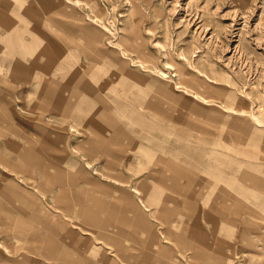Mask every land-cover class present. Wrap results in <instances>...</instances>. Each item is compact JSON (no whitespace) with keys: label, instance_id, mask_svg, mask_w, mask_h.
<instances>
[{"label":"rangeland","instance_id":"rangeland-1","mask_svg":"<svg viewBox=\"0 0 264 264\" xmlns=\"http://www.w3.org/2000/svg\"><path fill=\"white\" fill-rule=\"evenodd\" d=\"M0 7L24 29L19 41L34 40L37 51L21 44L14 56L15 39L1 30L8 38L5 44L0 41V109L6 112V118L0 114V264H226L228 245L216 247L211 228L224 241L230 220L221 216L214 225L208 222L200 202L199 210L193 209V193L204 185L197 172L209 171L200 161L212 151L234 161L264 162V0H0ZM72 10L82 15L84 24L104 29L100 47L106 54L116 50L113 56L129 61L132 73L168 89L163 96L154 95L152 86L138 84L153 99L164 100L157 111L140 108L154 120L149 127L130 117L128 106H138L135 75L95 71L83 77L71 73L70 66V83L64 81L63 69H57L59 63L53 65L39 51L57 36L75 43L69 47L90 65L83 51L85 28L77 33L71 29L74 18L67 11ZM45 19L51 21L40 25ZM55 20L60 23L54 25ZM135 23L139 26L134 32ZM133 41L142 47L143 63L131 58L134 54L127 48ZM33 57L38 66L31 63ZM24 60L30 63L28 69L37 71L36 80L43 81L40 93L31 91L37 82L32 72L14 66ZM83 82L89 86L81 88ZM55 87L65 105L53 104ZM230 93L239 100L229 99ZM56 107L64 113H56ZM10 113L14 121L7 118ZM226 113L238 122L225 124ZM151 140L161 143L164 152L151 146ZM29 144L35 146L37 161L22 155ZM235 166L233 173L244 179L235 189L239 200L255 186L264 193V180L244 164L235 161L231 168ZM80 173L90 181L81 177L77 184L67 183L73 188L67 192V206L59 199L57 181ZM110 174L125 177L126 185L133 186L134 201L157 227L156 238L143 230L141 212L127 205L119 191L96 188L117 186ZM197 177L201 184L194 182ZM146 185L163 196L143 200L139 192ZM74 188L84 193L79 196ZM228 193L226 186L223 195ZM205 199H210L208 190ZM155 202L171 208L166 224L151 208ZM18 232L21 236L14 238ZM27 234L34 236L28 239ZM55 243L59 251L54 254L50 245ZM257 247L236 255L232 264L264 259Z\"/></svg>","mask_w":264,"mask_h":264},{"label":"bare ground","instance_id":"bare-ground-1","mask_svg":"<svg viewBox=\"0 0 264 264\" xmlns=\"http://www.w3.org/2000/svg\"><path fill=\"white\" fill-rule=\"evenodd\" d=\"M248 7H250V5ZM67 14H69L70 17L74 18L73 22H71L72 30H74L77 33V31L79 32V30L82 31L81 27L85 28L84 34L86 35L85 36L86 42L84 44L86 45V50H83V51H85L84 56L88 59L90 65L85 66V64L82 63V60L77 50L75 48L69 47L71 45L75 46V43L72 44L65 39L58 38L57 36H56V40L52 39L48 46L46 45L42 46V44L38 43L39 47L42 46L39 49V51L41 52V54H45V56L48 58V61L50 60V63L52 62L53 65H56L59 63V66L57 67V69H63L62 75H63L64 81L69 80L68 76L70 75L69 74L70 66L71 68L73 67L72 69L73 72L71 73L79 72V73H82L83 77L85 76L91 77L92 75L90 72H94V73L97 72L101 74H103L104 72H117V73L121 72L122 74L132 73L130 65H129L130 64L129 61H126L119 56L117 57L113 56V54L116 53V50H113V54L109 55V54H106V51L100 47L101 44L105 43V36L107 34L104 31V29L99 28L97 26H93L92 24H89V25L84 24L81 20L82 15H79L74 10H72L71 13L70 11H67ZM50 21H51L50 19L40 20V25L42 24L45 25L47 22H50ZM58 23L60 22H58V20H55L54 25ZM138 26L139 24L137 23L134 24V29H133L134 32L138 29ZM2 29L7 30L8 34H10V37L15 39V43L12 46L14 49L11 51V53H13L14 56H16V54L17 55L20 54L21 44L24 46L29 44L27 46H30L31 51L33 52L35 50V52H37L36 47L34 45L35 44L34 40L27 41V42L19 41L21 37V32L24 29H22L21 27H18V22L14 18L9 16L6 12H4L3 9L0 7V41L2 44H5L8 37L6 34L2 33L1 31ZM11 34H14V35H11ZM70 37L73 38L74 35L70 33ZM135 39L136 37L134 38V40ZM133 42L134 43L130 44L129 47L127 48L128 50H131L134 54V56H132L131 58L137 59L141 63H143L145 59L143 57L144 54L142 53V47L138 42H135V41ZM24 52H26V50H24ZM106 57H109L110 60L106 61V59H104ZM32 59L33 60L31 63L37 65V58L33 57ZM67 63L69 65H67ZM107 63H109L112 66L110 68H107L106 67ZM29 64H30L29 61L24 60L22 62H15L14 66L16 65L18 67H21V69L23 70L31 71L32 72L31 77L33 78V80L38 79V75L36 76L37 71L34 70L33 72V69H28ZM65 64L67 66H65ZM39 67L41 68L42 66H39ZM179 68L181 70L183 69V67L181 66ZM184 69L185 71L182 70V72L186 73L187 69L185 67ZM132 75H135L136 81H138L135 85V88L138 91L137 94L135 93L136 94L135 99L138 102V106H133V105L128 106V108L131 111L130 117L132 119H137L141 123L151 125L154 120L152 118L146 117L145 113H143L140 108H150L154 111H157L159 107L162 108L164 106V104L161 103L164 100L162 99L158 101L157 99H153L152 92H150L149 90H146L143 87H140L138 84L143 83L145 85L147 84L149 86H152L153 89L155 90V92L153 91L154 95L163 96V94L168 93V89L165 88L166 86L164 87L162 85L155 84L153 81H151L147 77L142 76L140 74L132 73ZM83 79L84 78L80 79L81 82ZM51 82L53 81L51 80ZM69 82L71 83L73 82V80H69ZM42 84H43V81H37L35 83L36 87L34 86V88H32L31 91L35 89V90H38L40 93L41 89L44 87ZM57 85L59 88L60 86L62 87L64 84L59 83ZM88 86L89 85L86 82L81 83V88L82 87L87 88ZM58 88H56V90L51 92L53 95L57 97V99L55 100L53 104L56 106L57 104H60V103L65 105V102H64L65 98L63 94L60 93L61 91L58 90ZM45 91H48V89H46ZM229 99L239 100L233 93L229 94ZM2 108L5 109V107H2ZM2 108L0 109V114L3 115V118H6V112ZM78 112L79 113L77 115H79L82 111L78 110ZM94 112L91 111L90 113H94ZM56 113H64L63 108H57ZM226 115L229 117L224 122L225 124L233 125L234 123L238 122L236 117L233 114L226 113ZM7 118L9 120L14 121L13 119L14 117L12 116L11 113L7 116ZM262 122L264 123V119L262 120ZM149 142L151 143L150 145L153 147L155 144L156 149L160 153L164 152L165 147L161 143L154 142L153 140ZM215 143L218 144L219 141H215ZM34 147L35 146L32 147L29 144L25 148L26 151L23 149V151H25L24 153H22L21 151L23 157L28 158L30 162H34L35 160L36 161L38 160V158H33V157H36L32 152V151L36 152ZM234 159L237 163L244 164L246 166V170L254 174L257 178L264 180V162L256 164V163H251V162L248 163L246 162V160L240 157H235ZM160 161H162V159H160L159 162ZM235 161L227 154L216 151V150L212 151V153L210 154L209 157H207L206 160L202 158L200 163L204 165L205 167H207L209 171L206 172L205 170L200 169L197 172V174L198 176L201 175L202 183L204 184L203 186L206 189H204V187L202 186L199 190L193 193V195L196 196V198L194 197L196 200L193 203V206H192L193 209H195V211H196V208L197 210H199L198 207L200 204L201 209L203 211L202 213L204 214L203 216L204 218L205 217L208 218V222H211L213 224L214 220L216 221V218L221 217V216L222 218L223 216L224 217L227 216L228 221L230 220V224L232 226L226 228V231L229 233V235H225L226 239L224 241H221L222 239L218 235V230L215 228H211L213 242L216 244V247L217 245H219V249H220L222 245L224 244L228 245L227 251L223 253V257L225 259L226 264H232V262H235L236 255L241 254V253L246 254L249 250L253 249L257 245L258 247L256 248V253L258 254V256H261V257L264 256V193L259 192V188H258L259 186L257 187L255 186L254 188L247 189L245 192L244 198L242 200H239V196H236L235 189L238 184L237 182L238 181L242 182L244 179L241 178V175H235L233 173V170L237 171L236 167L238 166L237 165L234 168H231L235 164ZM222 166H226L227 169L222 170ZM112 168L116 169L115 166H112ZM163 168L164 166L160 165V168H158V170L161 171L163 170ZM81 174L82 173L76 175V178H65V179L62 178L61 181H57L59 185L58 189L61 191V196L59 197V199L64 198L65 200L62 201V203H65V205L67 206L71 205L66 196L67 192L72 191L73 189V188L67 187V183L77 184L78 182L77 180L82 177ZM110 176L115 178V180H117V182L116 181L113 182V184L117 186L113 185L110 188H104L103 190H101L100 187H96V186L95 187L100 192L119 191L120 198L121 199L123 198L126 201L127 205L131 207L133 206L136 212H141V213H138V215H139V218L141 219L140 225L143 226V230L149 234L150 238H156L157 227L152 221L148 219V217L144 214L145 212H142L143 209L142 208H141L142 210L140 209L139 204L136 201H134V193L132 192L133 190L131 189L133 186L126 185L127 179H125V177L122 178L118 174H110ZM26 178L33 179L34 177L33 175H28ZM82 178H84V180L87 182L90 181L89 177L86 175L83 176ZM201 178L197 177L194 180V182L196 184H201L200 183ZM95 181L98 182L99 184H107L106 182L98 181L97 179ZM226 186L229 187V190L231 193H228L227 195H223V189ZM134 187H136L137 189L139 188L137 186H134ZM1 188L2 189H0V191L4 193V188L2 186ZM74 190L78 192L79 196L82 195L81 193H84V190H82L81 188H74ZM207 190L210 192L209 201L205 199V193ZM139 191H140V188H139ZM139 193L143 197V200H144V196L146 197V199L147 198L151 199L152 197H155V195L163 196V194L158 193L154 188H152L151 186H147V185L143 186ZM80 201H84V199H80ZM198 202L200 203L197 204ZM185 204H188V203L186 202ZM151 208H153L156 211H159L158 217L161 219L162 223L166 224L167 222H169L168 218L171 214L169 213V210L171 209L169 205H166L164 202L162 203L159 202V203H156L155 207H151ZM88 216L92 219L98 218L97 215H88ZM18 221L21 222V217L15 219V222H18ZM232 229H235V231ZM6 236L7 235H4L2 238L5 239ZM20 236H21V233L19 232L16 234H13L14 238H19ZM33 236H30L29 234H27L28 239H30ZM49 237L51 238L50 235ZM3 242L4 241L0 239V243H3ZM50 248L54 254L59 251V245L57 243L50 245ZM254 263L264 264V259L262 258L255 259Z\"/></svg>","mask_w":264,"mask_h":264}]
</instances>
